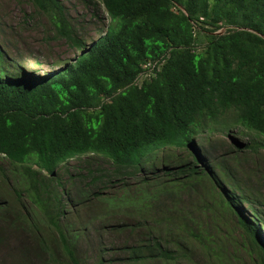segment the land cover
Returning <instances> with one entry per match:
<instances>
[{"label":"trees","instance_id":"trees-1","mask_svg":"<svg viewBox=\"0 0 264 264\" xmlns=\"http://www.w3.org/2000/svg\"><path fill=\"white\" fill-rule=\"evenodd\" d=\"M29 1L80 53L10 74L0 38V264H106L105 232L128 264H243L227 217L264 264V201L236 176L264 150V0H99L89 45L71 0Z\"/></svg>","mask_w":264,"mask_h":264},{"label":"rangeland","instance_id":"rangeland-1","mask_svg":"<svg viewBox=\"0 0 264 264\" xmlns=\"http://www.w3.org/2000/svg\"><path fill=\"white\" fill-rule=\"evenodd\" d=\"M96 2L98 5L94 9L85 5L83 0H71L69 4L65 1L70 12V20L78 31L79 37L87 45L98 38V31L101 28L106 29L110 23L102 3L99 0ZM0 38L6 55L5 71L10 74L19 69L28 74L34 72L40 75L46 72L60 71L58 62L74 60L80 53L70 43L53 39L49 18L35 12L29 0H0ZM236 133L233 130L232 135L239 137ZM219 139L222 138L219 137ZM241 141L247 143L249 139L243 138ZM249 155L254 157V160L237 165L239 170L236 172V176L243 189L246 187L248 191L257 194L259 199L264 201V150L260 151L258 155L252 153ZM227 159L233 165L237 163L231 157H227ZM63 180L66 181L67 176ZM227 181L232 185V178L227 179ZM84 214L85 210H81L80 215ZM117 216L118 218L126 217L123 213ZM219 228L220 238L228 242L227 246L239 256L243 264H258L250 247L245 246L244 234L236 225L234 218H224ZM104 234V243L109 249H113L105 255L106 264H128L121 260L126 256L121 250L125 240L118 234L112 235L109 232ZM126 235L129 239L133 237ZM124 238L126 237L124 236ZM85 258L86 262L88 261L87 264L93 263L95 253L92 248L86 249Z\"/></svg>","mask_w":264,"mask_h":264},{"label":"built area","instance_id":"built-area-1","mask_svg":"<svg viewBox=\"0 0 264 264\" xmlns=\"http://www.w3.org/2000/svg\"><path fill=\"white\" fill-rule=\"evenodd\" d=\"M151 66H152L151 63H149V64L147 65L148 68L151 67Z\"/></svg>","mask_w":264,"mask_h":264}]
</instances>
